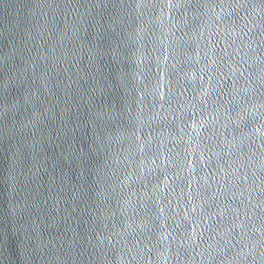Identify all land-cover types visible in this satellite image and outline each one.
<instances>
[{
  "label": "water",
  "instance_id": "1",
  "mask_svg": "<svg viewBox=\"0 0 264 264\" xmlns=\"http://www.w3.org/2000/svg\"><path fill=\"white\" fill-rule=\"evenodd\" d=\"M0 264H264V0H0Z\"/></svg>",
  "mask_w": 264,
  "mask_h": 264
}]
</instances>
